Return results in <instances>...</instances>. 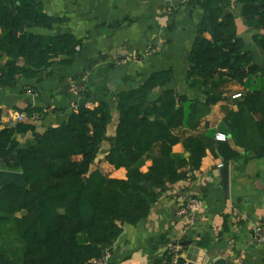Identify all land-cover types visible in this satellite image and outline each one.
Listing matches in <instances>:
<instances>
[{"label": "trees", "instance_id": "1", "mask_svg": "<svg viewBox=\"0 0 264 264\" xmlns=\"http://www.w3.org/2000/svg\"><path fill=\"white\" fill-rule=\"evenodd\" d=\"M235 1L241 5V17L255 31L252 41L264 53V0ZM21 2L0 0V56L7 58L0 67L1 89L14 88L19 76L43 81L54 67L70 64L81 47L71 34L32 33L33 28L52 30L65 19L48 17ZM186 63L185 83L202 96L200 100L163 90L173 79L169 69L154 72L138 87L116 95L119 119L105 162L115 170L124 169L123 180L91 170L110 121L105 102L77 104L60 126L36 134L33 143L25 146L16 137L33 133V125L17 122L0 128V169L8 163L29 186V190L13 185L0 190V226L8 227L0 243V264H91L112 251L122 222L137 226L161 191L186 178L182 169L199 170L207 150L223 165L240 158L228 139H215L216 131L228 136L235 147L264 157V68L245 50L235 32L234 15L225 11L221 0H208ZM254 77L260 78L258 85H246L247 91L234 100L236 110L227 112L217 130L209 133L213 145L177 134L194 131L211 107L223 101L224 85ZM23 112L29 116L41 110L27 108L19 113ZM1 116L0 109V122ZM180 143L187 157L173 153ZM146 161L151 165L144 173ZM156 264H170L168 251Z\"/></svg>", "mask_w": 264, "mask_h": 264}, {"label": "crops", "instance_id": "2", "mask_svg": "<svg viewBox=\"0 0 264 264\" xmlns=\"http://www.w3.org/2000/svg\"><path fill=\"white\" fill-rule=\"evenodd\" d=\"M208 0H22L54 18H64L52 30L33 28L41 36L71 34L81 41L78 55L67 65L51 69L49 77L37 83L28 76H19L12 89L0 88V128L17 123V115L27 108L39 109L35 131L18 135L21 146L33 143L36 134L60 126L74 105H109L110 121L91 170H100L114 179L126 177L124 169L115 170L105 162L118 125L116 95L138 87L146 76L162 70L173 72L172 81L163 90L178 96L202 99L189 89L182 70L183 58L189 55L197 26ZM227 13L235 18V32L252 54L255 64L264 68V53L254 44L255 31L241 17V5L235 0H221ZM171 10V14L167 13ZM210 39L209 35H206ZM159 45V49L149 47ZM7 61L0 56V67ZM24 65L22 59L18 60ZM187 68V63L185 64ZM260 78L229 82L221 88L223 101L211 107L209 114L192 132H177L182 139L195 137L198 144L213 145L209 133L217 130L227 112L236 110L234 96L247 91L246 85L257 86ZM84 87L81 93L76 87ZM157 92L153 97L157 96ZM24 113V112H23ZM258 120L259 116L254 115ZM217 135H222L216 131ZM224 136V135H223ZM231 146L240 158L229 163V188L225 198L219 186L221 159L209 150L199 170L182 169L186 178L169 185L159 196L144 219V226L121 224L122 233L112 248L111 264H156L164 258L169 246L179 247L183 264H232L243 255L241 264H264V246L253 243L252 229L264 226V157L256 158ZM217 140V139H216ZM218 141V140H217ZM174 154L187 152L183 145L172 149ZM151 162L146 161L142 172ZM197 198L201 209L193 218H177V208L184 198Z\"/></svg>", "mask_w": 264, "mask_h": 264}, {"label": "built area", "instance_id": "3", "mask_svg": "<svg viewBox=\"0 0 264 264\" xmlns=\"http://www.w3.org/2000/svg\"><path fill=\"white\" fill-rule=\"evenodd\" d=\"M173 1H180L181 3H187L190 0H173ZM167 13L170 15L171 10H167ZM158 50L159 45H154L153 47H149V50L151 49ZM76 92L81 93L84 91V87H76L74 89ZM239 95H236L233 97V99L238 98ZM76 105L72 107L75 108ZM39 119L38 114L33 113L29 116H27L25 113H21L17 115V122H25L29 124H33L37 122ZM216 139L218 141H224L225 136L223 135H217ZM201 209V202L197 198H191L187 197L184 198L180 206L177 208L175 215L177 218H193ZM251 238L254 244L258 246H264V226L258 225L253 227ZM179 247L177 245H171L168 248V254L170 255V264H180V258H179ZM111 258H112V252L111 250H107L99 259L93 260L91 264H111ZM243 255H241L239 258L235 259L232 264H241Z\"/></svg>", "mask_w": 264, "mask_h": 264}, {"label": "water", "instance_id": "4", "mask_svg": "<svg viewBox=\"0 0 264 264\" xmlns=\"http://www.w3.org/2000/svg\"><path fill=\"white\" fill-rule=\"evenodd\" d=\"M48 17H51L50 13H47ZM23 31V30H22ZM189 59V55H185L183 58V65L182 70L184 71L186 69L185 64ZM245 71V70H244ZM10 127H13L14 124H10ZM188 156V153L186 154V157ZM6 169H0V190L4 189L7 186L13 185L17 188L29 190V186L26 183L25 176L18 171H12L10 170V166L8 163H6ZM229 167L230 165H223L218 170V179H219V186L221 187V190L225 196L227 197L228 194V188H229ZM86 181V177L83 179ZM145 188L147 190H150V185L148 183L144 184ZM124 222H122L123 224ZM140 227L144 226V220H141L138 224ZM187 264H193V263H187Z\"/></svg>", "mask_w": 264, "mask_h": 264}, {"label": "rangeland", "instance_id": "5", "mask_svg": "<svg viewBox=\"0 0 264 264\" xmlns=\"http://www.w3.org/2000/svg\"><path fill=\"white\" fill-rule=\"evenodd\" d=\"M6 229H8L7 226L6 227L5 226H0V243H2L4 241V239H5L3 232H5Z\"/></svg>", "mask_w": 264, "mask_h": 264}]
</instances>
